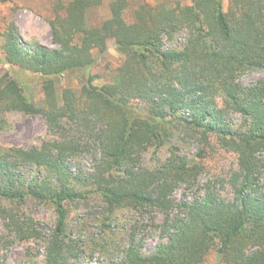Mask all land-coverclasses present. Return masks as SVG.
I'll use <instances>...</instances> for the list:
<instances>
[{"label": "trees", "instance_id": "obj_1", "mask_svg": "<svg viewBox=\"0 0 264 264\" xmlns=\"http://www.w3.org/2000/svg\"><path fill=\"white\" fill-rule=\"evenodd\" d=\"M102 3L73 0L60 7L50 22L54 49L25 43L15 24L4 34L0 133L8 128L7 114L21 112L43 117L51 135L41 148L0 146L4 228L22 241L41 238L39 223L25 209L31 203L51 208L57 221L44 264H76L71 208L94 209L90 215L102 218L108 235L122 210L140 219L160 213L164 239L148 254L135 234L120 258V248L107 240L92 238L88 248L106 252L107 264H204L213 250L226 264H264V80L242 81L247 73L264 72V0H230L227 11L222 0L144 5L135 21L124 17L127 0H114L111 18L90 29L87 10ZM184 29L186 45L166 47L165 38ZM110 39L125 61L114 82L98 85L94 50L103 55ZM27 72L40 74L43 105L28 97ZM70 75L81 79V89L59 94L55 79ZM192 141L199 152L183 156L182 145ZM214 147L233 152L238 169L225 181L215 179L202 199L176 204L174 191L196 185ZM150 149L168 153L153 169L141 165ZM87 152L94 155L90 175L72 165ZM30 167L35 174H28ZM220 183L231 185L230 198L219 195Z\"/></svg>", "mask_w": 264, "mask_h": 264}, {"label": "rangeland", "instance_id": "obj_2", "mask_svg": "<svg viewBox=\"0 0 264 264\" xmlns=\"http://www.w3.org/2000/svg\"><path fill=\"white\" fill-rule=\"evenodd\" d=\"M73 0H0V53L5 42V32L8 26L15 24L20 32L24 42L33 46L39 44L49 48H56L53 43L52 27L50 22L55 19L57 10L60 7L69 5ZM114 0H103L102 5L91 7L87 10V26L95 29L110 19L112 16L111 3ZM192 0H127V7L124 11V17L127 21H135L137 10L144 5H150L153 8L175 7L191 5ZM230 0H222L223 10L227 11ZM62 12V11H61ZM63 13V12H62ZM137 20V19H136ZM189 38L187 29L182 30L174 39L165 38L166 47L181 48L186 45ZM94 56L97 58V65L94 73L98 75L96 84L103 85L115 81L119 69L125 61V56L119 51L115 39L108 42L107 51L101 55L98 50H94ZM8 66L0 62V73H5ZM30 78L31 87L28 92L30 100L38 105H43L44 94L40 74L37 72H27ZM264 80V72H250L242 78L246 84H255ZM58 93L69 89L77 94L83 83L75 75L65 76L55 79ZM231 120L239 122L241 117L234 113L231 114ZM8 128L0 133V146L8 149L11 147H20L24 149L41 148L44 142L51 138L48 133L47 125L43 117L39 115H25L21 112H11L6 116ZM218 147V146H217ZM214 147L208 151L205 160L206 171L199 177L194 187L182 184L176 188L172 195V200L176 204H181L185 200L194 201L202 199L206 195L208 185L215 179L227 180L229 173L238 169L237 161L233 152H228ZM201 145L196 141L182 145L181 154L183 156L194 157L200 150ZM166 150L150 149L145 152L141 158V165L145 168L153 169L159 162L167 158ZM94 155L84 153L81 157L73 159L74 168L81 167L87 174H92L94 167ZM79 167V168H80ZM28 174H35V169L27 168ZM264 183V178H263ZM220 196L230 198L232 196V187L228 183L217 186ZM91 205L98 206L94 201ZM26 212L39 223L41 238H31L29 240H19L3 226L0 218V264H44L45 255L48 248V239L55 229L57 221L53 209L43 206L28 204ZM97 209V208H96ZM86 207L71 208L69 224L70 233L75 242H78V257L73 260L76 264H107L109 255L103 252L99 247L96 252L88 248L91 239L98 242L108 241L110 248L119 247L120 251L115 253L116 258H120L124 248L135 234L137 240H144V253L152 252L156 245L163 240V234L159 228L163 224L165 217L160 213H147L140 219L132 210H122L115 217L110 229L112 233L106 234L102 231L99 216L95 218ZM178 210L172 213L176 216ZM111 250V249H110ZM204 264H226L218 258L215 250L211 251L205 259Z\"/></svg>", "mask_w": 264, "mask_h": 264}]
</instances>
